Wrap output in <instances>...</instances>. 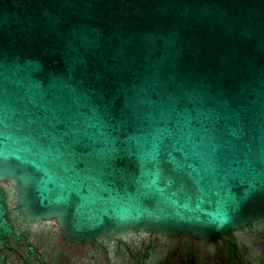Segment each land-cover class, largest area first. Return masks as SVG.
<instances>
[{
  "label": "water",
  "instance_id": "water-1",
  "mask_svg": "<svg viewBox=\"0 0 264 264\" xmlns=\"http://www.w3.org/2000/svg\"><path fill=\"white\" fill-rule=\"evenodd\" d=\"M264 216V0H0V264Z\"/></svg>",
  "mask_w": 264,
  "mask_h": 264
},
{
  "label": "flooded vegetation",
  "instance_id": "flooded-vegetation-1",
  "mask_svg": "<svg viewBox=\"0 0 264 264\" xmlns=\"http://www.w3.org/2000/svg\"><path fill=\"white\" fill-rule=\"evenodd\" d=\"M56 218L25 233L12 264H264V216L226 233L200 236L138 229L131 238L74 241Z\"/></svg>",
  "mask_w": 264,
  "mask_h": 264
}]
</instances>
